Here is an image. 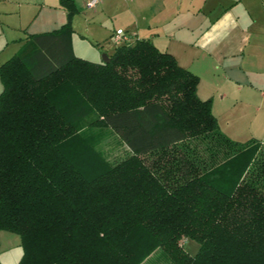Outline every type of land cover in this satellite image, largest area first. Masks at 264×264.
I'll list each match as a JSON object with an SVG mask.
<instances>
[{"label": "trees", "instance_id": "1", "mask_svg": "<svg viewBox=\"0 0 264 264\" xmlns=\"http://www.w3.org/2000/svg\"><path fill=\"white\" fill-rule=\"evenodd\" d=\"M60 5L68 22L0 67V231L19 264H264L262 144L225 136L199 77L147 39L77 57L80 9ZM104 129L125 158L101 150Z\"/></svg>", "mask_w": 264, "mask_h": 264}, {"label": "crops", "instance_id": "2", "mask_svg": "<svg viewBox=\"0 0 264 264\" xmlns=\"http://www.w3.org/2000/svg\"><path fill=\"white\" fill-rule=\"evenodd\" d=\"M88 1L75 0L77 57H109L117 30L147 39L199 77L198 96L212 101L225 136L264 148V0H102L94 9ZM67 22L60 0H0V67L31 36ZM3 89L0 78V95ZM22 256L20 237L0 231V264H19Z\"/></svg>", "mask_w": 264, "mask_h": 264}, {"label": "rangeland", "instance_id": "3", "mask_svg": "<svg viewBox=\"0 0 264 264\" xmlns=\"http://www.w3.org/2000/svg\"><path fill=\"white\" fill-rule=\"evenodd\" d=\"M79 1V0H78ZM112 43H108V46H106L107 52L109 54H112L115 48V43L111 40ZM86 47L89 48L87 45ZM23 47H21L22 49ZM20 49V50H21ZM19 50V51H20ZM106 52V53H107ZM105 55V52L99 56L98 62H103V57ZM95 134L103 135L102 143H101V150L106 154V156L111 160L112 162L119 161L126 157L127 148L122 145L119 138L116 136V134L110 130H95ZM199 249V245L196 242L188 241L186 243V252H188L191 255L196 254V252ZM144 264H173V262L166 256V254L162 250H157Z\"/></svg>", "mask_w": 264, "mask_h": 264}, {"label": "built area", "instance_id": "4", "mask_svg": "<svg viewBox=\"0 0 264 264\" xmlns=\"http://www.w3.org/2000/svg\"><path fill=\"white\" fill-rule=\"evenodd\" d=\"M102 0H89L88 1V8L94 9L96 8ZM137 38L136 34L129 33L124 30H117L114 35L112 36V41L115 43L116 46H121L125 44L133 43Z\"/></svg>", "mask_w": 264, "mask_h": 264}, {"label": "water", "instance_id": "5", "mask_svg": "<svg viewBox=\"0 0 264 264\" xmlns=\"http://www.w3.org/2000/svg\"><path fill=\"white\" fill-rule=\"evenodd\" d=\"M103 62L104 63H110L111 59L105 54L104 57H103Z\"/></svg>", "mask_w": 264, "mask_h": 264}]
</instances>
